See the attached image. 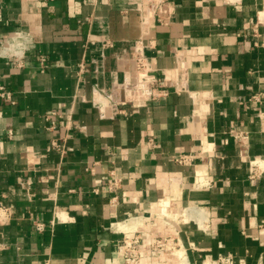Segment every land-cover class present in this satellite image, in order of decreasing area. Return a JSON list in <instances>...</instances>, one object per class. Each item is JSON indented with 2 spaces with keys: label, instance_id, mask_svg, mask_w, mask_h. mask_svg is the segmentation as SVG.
<instances>
[{
  "label": "crops",
  "instance_id": "0c3cea01",
  "mask_svg": "<svg viewBox=\"0 0 264 264\" xmlns=\"http://www.w3.org/2000/svg\"><path fill=\"white\" fill-rule=\"evenodd\" d=\"M154 1L0 0V41L32 43L21 67L0 55V264H121L132 231L145 264H264V0H167L165 24ZM163 237L180 259L149 252Z\"/></svg>",
  "mask_w": 264,
  "mask_h": 264
},
{
  "label": "built area",
  "instance_id": "2783aa9c",
  "mask_svg": "<svg viewBox=\"0 0 264 264\" xmlns=\"http://www.w3.org/2000/svg\"><path fill=\"white\" fill-rule=\"evenodd\" d=\"M153 8H155V17L161 24H165L170 20L173 10L168 7L167 0L154 1ZM27 39L28 37L25 33H19L9 40L0 41V55L16 59L21 67L32 49V43ZM105 46L112 47L113 44L109 41L105 43ZM131 61L135 71V89L138 97L141 99H158L161 96V93H157L153 90L156 83H158L157 78L154 79V75H152V69L148 59L146 58L142 41H139L131 51ZM41 62L44 65L43 67H45L47 60L44 56L41 57ZM260 98H262V95L253 97L256 101H259ZM0 99L12 104L15 103L13 93L3 86H0ZM127 103L128 102L124 101L120 104ZM64 118V113L59 110H52L44 115L43 119L46 122L47 131L54 132ZM231 133L237 139L245 137V133L243 132L232 130ZM51 147L61 152H64L65 150L64 141H60L58 138L52 140ZM251 167V173L252 175H255L253 169L258 167L257 161L252 162ZM121 184L122 181L120 179L112 177L108 180L106 186L109 192L115 193L121 187ZM0 210L3 209L0 208ZM36 228L38 231L42 232L44 231L45 225L43 223H36ZM182 248L183 246L180 240L174 237H163L158 238L150 245L149 252L151 254H164L180 259L179 252L183 251ZM118 251L122 255L121 264H145L143 260L144 250L142 247V236L139 231L124 233V237L122 243L118 247ZM150 264L160 263L152 261ZM213 264H235V261L233 255H221Z\"/></svg>",
  "mask_w": 264,
  "mask_h": 264
},
{
  "label": "bare ground",
  "instance_id": "6f19581e",
  "mask_svg": "<svg viewBox=\"0 0 264 264\" xmlns=\"http://www.w3.org/2000/svg\"><path fill=\"white\" fill-rule=\"evenodd\" d=\"M179 257H180V255H179Z\"/></svg>",
  "mask_w": 264,
  "mask_h": 264
}]
</instances>
